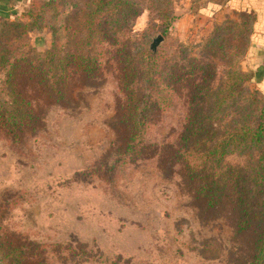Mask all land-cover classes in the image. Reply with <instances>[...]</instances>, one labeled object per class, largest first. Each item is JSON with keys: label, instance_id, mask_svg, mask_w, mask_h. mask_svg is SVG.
<instances>
[{"label": "rangeland", "instance_id": "obj_1", "mask_svg": "<svg viewBox=\"0 0 264 264\" xmlns=\"http://www.w3.org/2000/svg\"><path fill=\"white\" fill-rule=\"evenodd\" d=\"M50 1L12 0L0 28L5 21L31 20L28 12L34 7L41 20L27 44L44 53L57 31L64 53L76 51L84 33L79 19L90 2L55 0L41 7ZM130 1L139 13L128 20L129 35L118 38L120 45L102 38L106 44L100 49L106 53L100 69L73 70L63 99L35 80H24L35 125L17 139L0 132V247L22 257V264H253L257 231L241 230L235 194L217 206L199 194L181 140L194 84L187 80L188 57L204 60L215 32L226 40L218 50L223 53L231 46L232 28L241 42L216 63L208 101L210 106L218 101L221 109L211 115L212 122L225 127L226 135L237 124H255L264 92L238 75H252L242 52L254 17L226 9L204 18L198 11L210 0ZM160 35L165 40L156 52L159 66L165 63L167 72L181 68L186 80L172 82V105L153 112L140 154L131 158L125 155L130 135L120 92L121 57L113 53H121L124 42L133 54L151 51ZM2 83L0 75V99L5 100ZM253 153L245 145L224 164L247 170ZM189 160L198 164L200 156Z\"/></svg>", "mask_w": 264, "mask_h": 264}, {"label": "trees", "instance_id": "obj_2", "mask_svg": "<svg viewBox=\"0 0 264 264\" xmlns=\"http://www.w3.org/2000/svg\"><path fill=\"white\" fill-rule=\"evenodd\" d=\"M53 1L43 2L41 7L51 6ZM88 1L89 10L79 19L82 21L84 33L79 38L77 50L74 52L68 50L64 53L57 38V31H53L52 47L44 53L27 44V36L39 27L41 20L34 15V7L28 12L31 20L3 23L0 28V75L3 77L2 91L6 99H0V132L17 139L21 133L27 131L26 129L35 125L34 110L26 97L24 80H35L38 86L44 85L45 90L61 100L73 70L90 74L100 69L101 60L106 53L100 49L101 44H106L102 38H108L109 44L120 45L122 41L118 38L129 35L128 20L139 13L136 2ZM254 21V18L250 20V34L242 52L245 58L251 47ZM230 30L231 46L225 47L223 53L218 50L226 40L220 36L216 37L218 33L215 32L205 47L204 60L202 56L188 57L190 65L186 72L187 80L194 84L181 149L184 151L185 161L189 163V171L200 183L199 194L206 198L211 206L222 203L230 193L236 195L241 230L253 229L258 233L253 264H264V108L260 110L254 125L249 127L246 124H237L232 130L233 133L226 135V128L213 123L211 117L221 109V105L215 100L214 102H217L210 106L208 101L213 93L210 88L211 82L214 81L213 75H217L216 63L233 50L235 41L241 42L233 28ZM76 33L78 30L75 29L72 36ZM121 47V53L113 55L121 57L119 63L123 72L120 92L124 95L125 121L130 135L125 155L135 158V154H140L139 145L152 124L153 112L172 105L173 95L168 96L172 90L168 91V88H172V82L176 78L177 81L186 78L181 68L167 72L165 63L159 66L160 52L153 54L145 50L140 51L138 55L131 52L126 42ZM236 53L237 51L234 56H237ZM208 56L213 59L208 60ZM240 56L241 52H238V57ZM238 75L243 81L253 79V75L249 76L245 72H238ZM163 80L166 81L165 85L160 83ZM227 91L231 95L232 89L227 88ZM217 133L225 135L215 139ZM245 145L254 152L248 169L226 166V157L235 150L243 149ZM194 154L200 156L198 164H192L189 160ZM14 254L0 247V264H22V257H14Z\"/></svg>", "mask_w": 264, "mask_h": 264}, {"label": "crops", "instance_id": "obj_3", "mask_svg": "<svg viewBox=\"0 0 264 264\" xmlns=\"http://www.w3.org/2000/svg\"><path fill=\"white\" fill-rule=\"evenodd\" d=\"M12 0H0V17H9ZM207 1V0H203ZM226 9L247 13L255 19L251 47L246 57V63L253 75V81L264 92V0H210L199 8V14L204 18H213Z\"/></svg>", "mask_w": 264, "mask_h": 264}, {"label": "water", "instance_id": "obj_4", "mask_svg": "<svg viewBox=\"0 0 264 264\" xmlns=\"http://www.w3.org/2000/svg\"><path fill=\"white\" fill-rule=\"evenodd\" d=\"M164 37L163 36H158L156 39H154L153 43L150 46V49L153 53H156L161 46V44L164 42Z\"/></svg>", "mask_w": 264, "mask_h": 264}]
</instances>
